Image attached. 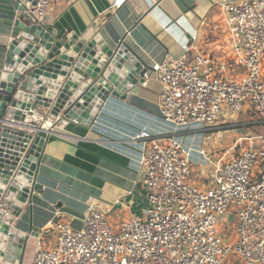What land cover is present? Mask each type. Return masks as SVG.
Instances as JSON below:
<instances>
[{"label": "built area", "instance_id": "obj_1", "mask_svg": "<svg viewBox=\"0 0 264 264\" xmlns=\"http://www.w3.org/2000/svg\"><path fill=\"white\" fill-rule=\"evenodd\" d=\"M56 1L37 0L28 12L43 23ZM125 1L113 0L111 8ZM220 8L232 65L195 44L151 65L161 88L160 118L173 129L159 135L143 127L132 137L143 148L145 207L116 226L95 202L80 228L51 220L37 235L31 264H264V0ZM244 104L262 125L260 134L236 139L220 153L206 142L194 146L193 136L207 141L215 130L207 128L240 114ZM30 114L45 121L39 108ZM0 211L11 214L7 201L0 200ZM234 215L237 225L225 239L219 224Z\"/></svg>", "mask_w": 264, "mask_h": 264}, {"label": "crops", "instance_id": "obj_2", "mask_svg": "<svg viewBox=\"0 0 264 264\" xmlns=\"http://www.w3.org/2000/svg\"><path fill=\"white\" fill-rule=\"evenodd\" d=\"M231 1L234 0H126L113 9V0H59L48 9L43 24L58 30V35L66 29L75 35H100L112 48L123 40L150 67L166 56L184 55V49L191 44L201 53L232 65L220 8L221 3ZM15 3L16 0H0V66L5 57L2 46L11 37L17 16ZM160 91L151 73L130 104L108 98L90 129L74 123L56 129L57 139L48 140L37 178L43 188L33 198L30 220L35 233H43L51 220H64L72 228H80L92 202L116 213L121 221L141 212L146 203L140 165L143 148L132 137L143 127L159 135L172 131L160 118ZM39 109L45 114L43 108ZM207 129H245L244 133L250 135L253 129L260 134L262 125L252 107L244 104L240 114L222 117L218 125ZM200 137L194 140V146H198ZM185 144H189L188 139ZM123 214L127 216L123 218ZM28 218L26 212L22 224L25 229ZM110 222L114 224L113 219ZM36 238L37 235L30 237L28 246H36Z\"/></svg>", "mask_w": 264, "mask_h": 264}, {"label": "water", "instance_id": "obj_3", "mask_svg": "<svg viewBox=\"0 0 264 264\" xmlns=\"http://www.w3.org/2000/svg\"><path fill=\"white\" fill-rule=\"evenodd\" d=\"M37 0H16L13 32L0 66V264H22L32 227L34 197L43 186L41 159L56 129L69 123L90 129L108 98L131 103L151 67L123 40L114 48L100 35H75L38 23ZM186 13V12H185ZM43 108L45 121L30 112ZM39 196V195H38ZM28 213L27 228L23 227Z\"/></svg>", "mask_w": 264, "mask_h": 264}, {"label": "rangeland", "instance_id": "obj_4", "mask_svg": "<svg viewBox=\"0 0 264 264\" xmlns=\"http://www.w3.org/2000/svg\"><path fill=\"white\" fill-rule=\"evenodd\" d=\"M264 79V78H263ZM256 131H259V130H256V129H253L251 132L250 135H257V132ZM218 132H220L218 134ZM245 132V129H219V130H215L214 131V134L213 136L211 137H208L209 134L207 135V141H203L204 137H200V141H199V145L203 142H206L205 143V147L209 148V150H213L214 148H217L220 152H224L226 149H228L229 146L232 145V143L236 140V139H239V138H245L246 136H249V135H246ZM181 136H184V135H181ZM193 136V134L191 135ZM193 139L194 140H197V135L193 136ZM223 150V151H222ZM238 148L235 150V153L238 152ZM123 216V218H125L127 215L123 214L121 215ZM106 219L108 221H110V219H113L114 220V225H119L120 222H121V219L117 217L116 213L114 212H111V213H108L107 216H106ZM221 224H219L220 226V229L222 231V236L227 239V237L229 236V232H234V229L237 225V217L236 215H234L233 217V220L232 222L229 224L228 223V220L227 218H224L222 222H220ZM232 239V237H231ZM27 249L25 251V254H24V258H23V263L22 264H30L32 259H33V256H34V250L36 248L35 244H31L30 246H28L27 244Z\"/></svg>", "mask_w": 264, "mask_h": 264}]
</instances>
